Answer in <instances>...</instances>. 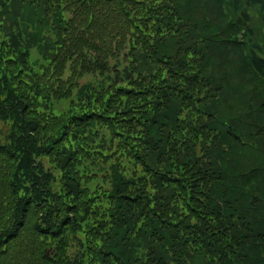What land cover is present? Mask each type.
Here are the masks:
<instances>
[{
  "label": "trees",
  "instance_id": "1",
  "mask_svg": "<svg viewBox=\"0 0 264 264\" xmlns=\"http://www.w3.org/2000/svg\"><path fill=\"white\" fill-rule=\"evenodd\" d=\"M0 264H264V0H0Z\"/></svg>",
  "mask_w": 264,
  "mask_h": 264
},
{
  "label": "rangeland",
  "instance_id": "2",
  "mask_svg": "<svg viewBox=\"0 0 264 264\" xmlns=\"http://www.w3.org/2000/svg\"><path fill=\"white\" fill-rule=\"evenodd\" d=\"M33 56H34V58H37V57H38V54L34 51V52H33ZM89 80H90V77L87 76V77H85L84 79H82L80 82H81V84H83V83H85V82H87V81H89Z\"/></svg>",
  "mask_w": 264,
  "mask_h": 264
}]
</instances>
